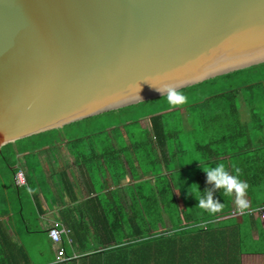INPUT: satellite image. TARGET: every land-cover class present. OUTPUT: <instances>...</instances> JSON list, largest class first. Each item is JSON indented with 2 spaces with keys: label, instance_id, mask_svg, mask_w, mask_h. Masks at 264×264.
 <instances>
[{
  "label": "water",
  "instance_id": "water-1",
  "mask_svg": "<svg viewBox=\"0 0 264 264\" xmlns=\"http://www.w3.org/2000/svg\"><path fill=\"white\" fill-rule=\"evenodd\" d=\"M264 62V0H0V149Z\"/></svg>",
  "mask_w": 264,
  "mask_h": 264
},
{
  "label": "trees",
  "instance_id": "trees-1",
  "mask_svg": "<svg viewBox=\"0 0 264 264\" xmlns=\"http://www.w3.org/2000/svg\"><path fill=\"white\" fill-rule=\"evenodd\" d=\"M263 67L264 62L218 75L229 86L193 103L195 109L191 111L200 117V138L205 136L207 141L203 138L197 144V158L192 162L197 165V172L191 182L188 181V185L181 184V181L185 184L189 179L184 172L187 165L182 166L178 161L183 157L184 150H180V157L177 151L174 154L168 151V139L176 131L168 130L164 119L165 112L152 114L148 118L150 134L146 141L152 142L151 146L148 147L141 141H131L132 144L136 143L135 149L141 145L143 148L147 147L149 160L160 164L161 172L150 170L144 174L146 177L143 174L136 177L138 173L128 169L131 179L122 181L126 174V170L123 172L119 164L120 155L123 154L122 147L119 143L114 145L112 136L109 138L110 143L104 142V146L94 141L96 133L106 130L70 137L65 133V125L2 146L0 163L7 161L8 177L11 181L2 189L11 190L13 175L21 167L20 161L18 164V161L9 159L11 152L12 155L23 154L29 167L32 163L36 166L38 160L34 153L44 147L55 146L62 139L66 140L72 152L73 163L84 169L91 180V193L95 194L89 191L84 203L76 205L79 212L75 216H71L73 211L60 213L63 222L72 230L70 235L77 245L75 251L79 256L65 262L55 263L53 260L47 263L240 264L238 253L241 251L264 252V228L259 230L258 240L252 241V236L247 233L250 226L247 221L242 225L233 217H224L232 209L235 193L228 194L223 189H216L211 201L205 200L203 204L200 202L202 192L208 188L203 169L219 164H223L230 175H237L246 182L248 187L245 195L253 203L264 202V134L260 131L262 124L255 123L253 118L243 122L240 114L241 103L238 102L244 100V89L264 85ZM246 71L254 72L252 80L245 82L240 79L234 86L231 85L233 75ZM213 79L215 78L206 79L199 84ZM255 115L253 112V116ZM125 125L120 124L116 128L124 129ZM125 130L127 138H132V134ZM51 133L55 137L46 138ZM102 170L111 177L114 186L106 183L95 187V176ZM73 186V183L63 179L62 188L65 191L70 192ZM101 190L104 192H99ZM122 196L128 197V202H124ZM1 197L2 194L0 200ZM197 197L199 202H196ZM10 198L15 200V195ZM217 203L220 204L218 211L215 210ZM239 228L245 232L243 241L239 238ZM63 246L67 253L74 252L67 241ZM29 255L23 245H18L9 235L0 232V264H33ZM40 264H45V261Z\"/></svg>",
  "mask_w": 264,
  "mask_h": 264
},
{
  "label": "rangeland",
  "instance_id": "rangeland-1",
  "mask_svg": "<svg viewBox=\"0 0 264 264\" xmlns=\"http://www.w3.org/2000/svg\"><path fill=\"white\" fill-rule=\"evenodd\" d=\"M253 73V71H246L239 75H233V78L230 80L231 85L234 86L240 79L245 82L252 80L254 78ZM220 77L221 76H216L213 77L215 78L213 81L203 82L200 84L198 83L196 85L187 86L173 91L182 95V102H177V99L174 96L171 97L170 102V94L173 92H169L148 100L138 102L136 104H131L130 106L127 105V107L124 106V108L121 107L122 109H117L116 111H105L100 114L75 121L71 124H66V126L64 125L65 133L70 135V137H78L81 135H87L106 130L104 132L95 134L96 136L94 137V141L101 145H103L104 142L109 144V138L111 139L110 136L113 138L118 136V143L122 147L121 152H127V155H123L125 156V161H122L121 157L119 158L121 169L123 172L126 170V174L122 181H126L127 179H131V170L133 173H138L136 174V177H140L142 174V176H145V173L154 169L157 172H161L159 168L160 164L158 162L154 163L153 161L149 160V157L147 156V147L143 148L141 145L138 149H135L134 147L136 146V143L132 144L131 141H141L146 146H151L152 142L146 141L148 140L147 138L150 134L148 118L152 114L165 112L164 119L166 121L168 130L173 132L176 131L174 135L168 139V151L174 154L176 151L180 152L181 149L184 150L183 157L178 161L182 166L187 165L184 169V172L186 173L185 175L189 177V179L186 180L185 184L184 181H181V184L183 186L188 185V181H190L197 172L195 169L197 165L192 164V162L197 158L198 151L196 149V142L197 139H200V129L198 130V128H200V117L198 114H193L191 111L192 109H195L193 103L199 102L206 96L224 90L225 87L227 88L229 83L222 82V78ZM243 95L244 100H242V102L238 100V102L241 103L240 110L243 118L245 120L248 118L251 120L253 118L255 123L262 124L260 131L262 134H264V85H260L257 88H246L244 89ZM253 112L256 113L255 116H253ZM120 124H126L124 129L121 127L116 128V126ZM125 129H127V131L132 134V138H127L126 132L124 133V131H126ZM105 132L106 134H104ZM204 134L206 135V133ZM102 135L106 136V138H104ZM53 137H55L53 133L46 135V138L48 139ZM87 140L88 139H86V141ZM203 140L207 141V138H204ZM22 157L23 155H12V152L9 154V159L18 161V164L20 161L19 159H22ZM20 163L22 164L21 167L23 168L24 162L20 161ZM6 164V160L1 161L0 163V190L3 188V186L10 184L11 182L9 181V171L7 170ZM31 166L33 168L34 164L32 163L30 165V169ZM176 174L177 173H175V175ZM244 197H246V195ZM123 199L125 200L124 202H128L126 197L122 196V200ZM196 202H199L198 197L196 198ZM25 206L32 209L33 205L30 200L26 199ZM165 220H167V218H165ZM31 238V236H28L25 243L28 247L30 254L29 257L31 258L32 263L40 264L47 258L52 260L53 252L49 243V239H47L45 236H40L39 238L31 241ZM164 255H166V253H164Z\"/></svg>",
  "mask_w": 264,
  "mask_h": 264
},
{
  "label": "crops",
  "instance_id": "crops-1",
  "mask_svg": "<svg viewBox=\"0 0 264 264\" xmlns=\"http://www.w3.org/2000/svg\"><path fill=\"white\" fill-rule=\"evenodd\" d=\"M240 114L243 122L250 121L249 118L247 120L243 118L241 110ZM199 141L202 142L201 138L197 139L196 145L199 144ZM113 143L114 145L118 144V136L113 138ZM177 153H179L180 157L181 152ZM34 154L35 159L38 160V164L33 166V168L31 166V169L23 154L22 159H19L24 162L23 168L25 169L28 181L27 184L19 188L12 182L11 190H8V188L1 190L2 192L0 194H2L3 197H1L0 200V225L2 230L0 232H4V235H9L15 243L23 245L26 250H28V247L25 242L28 236L32 237L31 241L40 236H46L50 241L49 243L53 252V259L51 261L48 258L45 260V264H48L54 260L55 251L58 247L48 236V228L51 220H58L69 229L71 250H77V245L73 242L70 235L72 234V230L63 222L60 213L61 211H73L71 216H75V213L78 211V208H75L76 205L84 203L89 196V191L91 193L93 188H91V180L87 172L84 169L78 168L73 163L74 157L65 139H62L60 143L57 142L53 147H44ZM126 154L127 152L120 155L122 161H125L123 155ZM21 163L20 166L22 165ZM95 178V187L103 186L106 183L114 186L111 177L107 172H103V170L98 173ZM63 179L65 181L67 180V182L69 181V183H73L74 186L71 187L72 190L70 192L62 188ZM16 187L18 190H16ZM99 192L103 193L104 190ZM91 194L94 195L95 193ZM9 195H15V200L11 199ZM126 198L128 199V197ZM243 198L250 199L247 196ZM26 199L31 201L33 205L32 209L25 206ZM234 203L235 200L233 205ZM230 212L225 214L224 217L227 218ZM233 219H235L238 224L242 223V225L247 221L250 225L249 232L247 233L252 236V241L258 240L259 230L264 228V221H260L257 217L250 215ZM257 223H259L258 226ZM244 233L245 232H242L239 228L240 237H238L240 241L245 239ZM63 238L66 239V235H63ZM238 258L240 264H264V252L246 253L241 251L238 253Z\"/></svg>",
  "mask_w": 264,
  "mask_h": 264
},
{
  "label": "built area",
  "instance_id": "built-area-1",
  "mask_svg": "<svg viewBox=\"0 0 264 264\" xmlns=\"http://www.w3.org/2000/svg\"><path fill=\"white\" fill-rule=\"evenodd\" d=\"M13 182L14 185L18 187L25 186L27 184L26 173L22 167L15 171L13 175ZM243 199L247 204V208L241 211L237 203L235 202L233 208L231 209L229 217L241 218L245 215H250L257 217L260 221H264V202L253 203L248 198ZM63 235H66V239L63 238ZM48 236L54 244L58 245L55 251V263L69 261L79 256V254L75 251L70 254L66 252L63 243L64 241L71 243V240L69 238V229L65 228L60 223V221L51 220L48 228Z\"/></svg>",
  "mask_w": 264,
  "mask_h": 264
},
{
  "label": "clouds",
  "instance_id": "clouds-1",
  "mask_svg": "<svg viewBox=\"0 0 264 264\" xmlns=\"http://www.w3.org/2000/svg\"><path fill=\"white\" fill-rule=\"evenodd\" d=\"M176 97L177 102H182L183 97L178 92H173L170 94L171 97ZM206 174V183L208 188H206L201 195L200 202L203 204L205 200L211 201L213 197V191L216 189H223L224 192L228 194L235 193V202L237 203L239 209L243 211L247 208L243 197L246 194L248 185L246 182L240 180L237 175H230L224 168L223 164L216 165L214 167H209L203 169ZM237 173L239 169L236 170ZM190 193V192H189ZM192 194V193H191ZM220 209V204H216L215 210Z\"/></svg>",
  "mask_w": 264,
  "mask_h": 264
}]
</instances>
